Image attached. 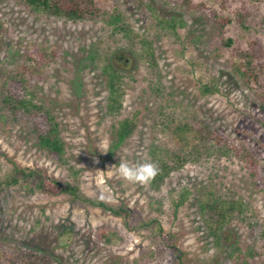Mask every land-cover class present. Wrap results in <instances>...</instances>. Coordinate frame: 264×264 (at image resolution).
<instances>
[{
  "label": "rangeland",
  "instance_id": "obj_1",
  "mask_svg": "<svg viewBox=\"0 0 264 264\" xmlns=\"http://www.w3.org/2000/svg\"><path fill=\"white\" fill-rule=\"evenodd\" d=\"M113 1L133 33L151 42L157 75L110 38L101 17L73 22L32 11L21 0H0L7 32L0 50V245L14 253L38 251L58 264H172L173 255L156 246L153 232L136 226L156 220L183 252V264L240 263L234 248L246 254L250 246L255 253L247 258L264 264V103L242 79L237 66L243 59L235 56L255 48L253 63L264 64V0H189L190 6ZM210 11L226 21L220 36ZM109 55L131 77L115 114L106 107L102 72ZM20 65L30 71L28 97L49 108L60 125L64 164L37 147L24 119L13 120L2 107L5 73ZM205 84L217 90L205 92ZM135 113L134 133L114 149L115 128ZM191 118L248 149L257 173L233 156H221L186 163L157 189L121 177L120 161L149 162L151 146L170 140L167 128ZM15 165L42 169L88 198L128 209L133 230L67 194L48 195L21 182L6 185ZM233 194L247 207L220 232L218 243L200 206L207 198Z\"/></svg>",
  "mask_w": 264,
  "mask_h": 264
},
{
  "label": "trees",
  "instance_id": "obj_2",
  "mask_svg": "<svg viewBox=\"0 0 264 264\" xmlns=\"http://www.w3.org/2000/svg\"><path fill=\"white\" fill-rule=\"evenodd\" d=\"M24 5L35 12L45 13L48 16L64 18L70 21H82L95 17H101L103 22L111 29L109 34L113 41L122 43L124 47L138 58L147 63V67L154 75H157V60L152 44L148 40L139 39L133 33L124 17L120 13L113 0H21ZM174 5L190 6L189 0H164ZM211 18L216 28L217 36H220L225 25V20L218 18L213 11H210ZM167 23H170L169 21ZM174 28L173 24H169ZM6 30L0 22V50L5 46ZM259 53L255 48L250 51H238L235 56L243 59L237 68L243 80L255 91L259 99L264 103V64L253 63ZM55 55L51 54V57ZM29 69L20 65L12 71L5 73L1 86V104L8 115L15 121L24 119L30 127L37 147L44 150L54 161L64 164L65 143L61 136L60 125L49 108L42 103H37L28 97L26 89ZM102 72L105 75L107 89V110L110 114L119 113L123 108L125 89L130 87L127 78H131L121 70L114 62L113 56H105L102 60ZM217 90L211 84L204 85V91ZM264 126V119L260 120ZM137 126L136 113L131 117L121 120L113 132V148L116 149L135 131ZM171 132L170 140L161 141L160 144H153L149 150V162H155L159 172L149 185L157 189L164 182L165 178L173 171L185 166L188 162H200L206 157L220 158L221 156L235 157L239 161L249 165L252 174H256L258 168L252 153L244 146L233 144L218 133L212 131L208 125L196 118L170 125L167 128ZM22 183L28 187L48 195L56 196L67 194L72 199L82 204L98 207L115 217L121 218L129 230L133 222L131 213L124 207H114L104 202L88 198L81 194L76 186L66 182L56 181L45 175L42 169H28L14 166L12 177L6 185ZM264 191V187H262ZM226 195V194H225ZM232 195V194H231ZM235 194L229 198L222 196L211 197L202 201L200 206L201 215L206 222L211 235L216 241H220V232L228 226L234 218H241L247 204L241 199L235 198ZM140 229H150L155 237L159 239L157 247L167 248L173 255L172 264H183L184 254L174 244L171 234L166 233L159 222L138 221L136 225ZM107 238V234H102ZM237 251L240 263L256 264V261L248 259L255 252L250 246L248 252ZM232 251L231 256H233ZM0 264H58L54 259L38 251L13 249L7 245H0Z\"/></svg>",
  "mask_w": 264,
  "mask_h": 264
},
{
  "label": "clouds",
  "instance_id": "obj_3",
  "mask_svg": "<svg viewBox=\"0 0 264 264\" xmlns=\"http://www.w3.org/2000/svg\"><path fill=\"white\" fill-rule=\"evenodd\" d=\"M118 170L123 179L141 184L150 183L159 172L155 162L132 165L126 160L119 162Z\"/></svg>",
  "mask_w": 264,
  "mask_h": 264
}]
</instances>
